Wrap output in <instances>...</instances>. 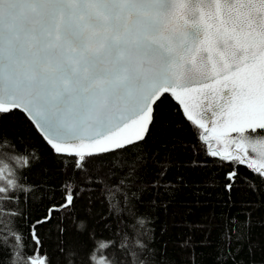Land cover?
<instances>
[{
    "label": "snow or ice",
    "instance_id": "obj_1",
    "mask_svg": "<svg viewBox=\"0 0 264 264\" xmlns=\"http://www.w3.org/2000/svg\"><path fill=\"white\" fill-rule=\"evenodd\" d=\"M166 96L202 130L193 128L194 143L218 158L225 191L241 168L264 183V0H0V115L26 114L65 171L70 163L84 174L81 181L114 178V169L142 172L147 158L138 146ZM38 160L35 149L20 151L0 130V264H45L23 258L12 226L19 213L9 211L19 196H31L23 173ZM74 180L62 183L63 202L49 211L75 204ZM132 197H124L127 215L144 225L140 197ZM49 220L30 229L37 252L35 228ZM235 231L222 239L230 244ZM143 236L125 233L110 250L99 242L109 251L99 264H151L140 258L148 250ZM87 252L88 243L74 239L62 264ZM78 264L97 262L85 255Z\"/></svg>",
    "mask_w": 264,
    "mask_h": 264
},
{
    "label": "trees",
    "instance_id": "obj_2",
    "mask_svg": "<svg viewBox=\"0 0 264 264\" xmlns=\"http://www.w3.org/2000/svg\"><path fill=\"white\" fill-rule=\"evenodd\" d=\"M181 112L167 96L158 105L156 123L138 146L147 158L142 172L128 176L114 169V178L93 174L90 183L81 181L84 174L73 173L70 163L65 171L23 112L0 115V130L18 149H35L39 155L23 173L33 186L31 196H19L9 209L19 213L12 226L23 238V258L39 257L48 264L50 257L51 264H62L75 239L88 243L86 254L73 253L77 264L85 255L99 264L109 255L108 250L97 247L99 242L108 244L110 250V242L118 243L119 237L135 231L144 233L148 249L140 258L151 264H223L225 254L228 264H264V183L241 168L236 186L231 193L225 191L222 169L215 163L218 158L203 155L194 143L193 128L202 130L186 121ZM248 155H254L251 149ZM73 176L78 193L75 204L49 211L63 202L62 183ZM97 179L104 182L97 183ZM133 193L140 197L137 206L144 225L127 215L124 197L132 199ZM45 216L50 217L49 222L35 228L41 245L37 252L30 229ZM81 221L83 230L77 228ZM229 227L237 229L230 244L222 239ZM93 230L95 241L89 240Z\"/></svg>",
    "mask_w": 264,
    "mask_h": 264
},
{
    "label": "rangeland",
    "instance_id": "obj_3",
    "mask_svg": "<svg viewBox=\"0 0 264 264\" xmlns=\"http://www.w3.org/2000/svg\"><path fill=\"white\" fill-rule=\"evenodd\" d=\"M253 154H254V155L252 156L251 159H258V155H257L256 153H254V152H253Z\"/></svg>",
    "mask_w": 264,
    "mask_h": 264
},
{
    "label": "water",
    "instance_id": "obj_4",
    "mask_svg": "<svg viewBox=\"0 0 264 264\" xmlns=\"http://www.w3.org/2000/svg\"><path fill=\"white\" fill-rule=\"evenodd\" d=\"M26 116V114H24ZM37 130V129H36ZM38 131V130H37ZM39 133V132H38ZM40 134V133H39ZM42 136V134H40Z\"/></svg>",
    "mask_w": 264,
    "mask_h": 264
}]
</instances>
